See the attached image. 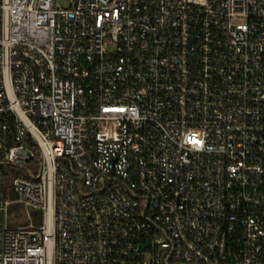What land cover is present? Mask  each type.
Here are the masks:
<instances>
[{
    "label": "built area",
    "instance_id": "built-area-1",
    "mask_svg": "<svg viewBox=\"0 0 264 264\" xmlns=\"http://www.w3.org/2000/svg\"><path fill=\"white\" fill-rule=\"evenodd\" d=\"M0 162V264H264V0H0Z\"/></svg>",
    "mask_w": 264,
    "mask_h": 264
},
{
    "label": "trees",
    "instance_id": "trees-1",
    "mask_svg": "<svg viewBox=\"0 0 264 264\" xmlns=\"http://www.w3.org/2000/svg\"><path fill=\"white\" fill-rule=\"evenodd\" d=\"M36 158L39 157V150L37 146H33ZM24 169L22 167L3 164L0 162V189L3 191L4 197L7 200L15 199V192L12 186V179L14 176L18 174H24ZM19 212L20 208L19 205L16 203L10 204V212L12 211Z\"/></svg>",
    "mask_w": 264,
    "mask_h": 264
},
{
    "label": "rangeland",
    "instance_id": "rangeland-1",
    "mask_svg": "<svg viewBox=\"0 0 264 264\" xmlns=\"http://www.w3.org/2000/svg\"><path fill=\"white\" fill-rule=\"evenodd\" d=\"M56 1L58 4L65 6L69 0H56ZM31 216H32L35 223H40V219L38 218V214L36 211H32ZM26 221H27L26 218H23L21 220V218L17 219L15 216H8L6 219V223L8 226L24 225L26 223Z\"/></svg>",
    "mask_w": 264,
    "mask_h": 264
}]
</instances>
